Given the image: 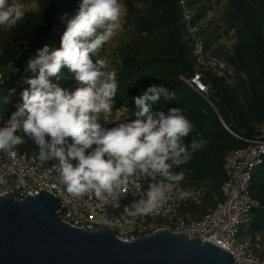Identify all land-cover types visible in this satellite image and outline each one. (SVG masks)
Instances as JSON below:
<instances>
[{"label": "trees", "instance_id": "16d2710c", "mask_svg": "<svg viewBox=\"0 0 264 264\" xmlns=\"http://www.w3.org/2000/svg\"><path fill=\"white\" fill-rule=\"evenodd\" d=\"M23 2L34 7L24 11V19L13 29L0 28L3 78L0 83H4L0 85V115L4 119L21 102L19 92L7 97V91L17 88L31 75L25 68L38 49L44 45L59 47L66 27L61 17L67 13L70 18L79 4V0ZM123 3L125 21L132 32L114 53L119 87L112 115L118 112L119 122L124 115L121 108L128 107L130 111L126 115L133 116L136 109L132 97L150 84H163L175 93L174 100H161L154 110L166 113L169 108L179 107L194 125L185 143L205 141L203 148L180 168L190 184L203 189L199 204L183 201L181 214L192 220L200 219L221 199L227 155L246 146L237 137L253 138L264 126V0H186L192 13L190 26L196 28L193 35L188 32L175 0H124ZM213 10L218 13L210 22L208 14ZM195 39L202 41L204 53L225 61L234 72L229 80L208 72L203 74L211 104L185 82L198 70L193 54ZM70 78L65 69L59 81L61 86L74 89L77 85ZM38 152L31 141L17 149V153L35 158ZM250 194L258 207L251 212L250 220L238 228L236 240L240 243L248 240L256 245L254 250L264 258V157L252 172Z\"/></svg>", "mask_w": 264, "mask_h": 264}, {"label": "clouds", "instance_id": "9594fccd", "mask_svg": "<svg viewBox=\"0 0 264 264\" xmlns=\"http://www.w3.org/2000/svg\"><path fill=\"white\" fill-rule=\"evenodd\" d=\"M23 9L18 0H0V28L16 27L25 17ZM125 12L122 0H79L74 15H62L66 27L59 47L44 45L29 59L25 71L31 75L23 79L28 87L20 92L21 102L6 121L0 115V154L15 155L31 141L39 149L36 159L51 162L49 172L62 190L74 198L93 193L114 208L121 206L130 185L141 191V182L147 181L143 195L124 206L129 216L141 217L165 204L185 179L184 171L175 169L188 163L205 141L185 143L194 125L179 107L166 113L154 110L161 100L175 99L163 84H150L132 97L133 116L122 107L123 118L109 121L118 71L99 56L121 29ZM65 69L77 85L74 89L59 82ZM17 183L27 186L23 176ZM7 184L0 175V191Z\"/></svg>", "mask_w": 264, "mask_h": 264}, {"label": "built area", "instance_id": "2783aa9c", "mask_svg": "<svg viewBox=\"0 0 264 264\" xmlns=\"http://www.w3.org/2000/svg\"><path fill=\"white\" fill-rule=\"evenodd\" d=\"M175 1L181 8L188 32L193 35L196 28L190 26L192 13L186 6V0ZM228 47L227 45V49ZM193 54L198 70L185 82L192 91L211 104L208 99V84L203 74L208 72L229 80L234 77L233 69L225 61L204 53L200 39L194 41ZM27 87L22 80L15 88V93H20ZM11 94L7 91V97ZM237 138L245 142L246 146L227 155L223 164L221 199L200 219L192 220L181 214L183 201L189 200L199 204L203 193L202 187L190 184L186 177L177 189L169 193V199L159 210L148 216L131 217L124 212V206L130 205L143 195L147 181L141 182V191L136 185H130L127 193L122 194L121 206L114 208L110 203L96 198L93 193L82 198L67 194L59 186L56 175L49 172L51 162H40L27 153L0 154V175L8 180L5 189L0 191V197L11 194L15 199L22 200L44 191L58 201L57 214L59 213L60 220L71 228L85 231L106 228L113 230L115 237L124 243L167 230L183 234L187 239H199L224 249L232 257L233 264H264V258L254 250L257 249L256 245L253 246L248 240L241 243L236 240L238 228L250 220L251 212L258 207V202L250 194V188L252 172L261 165L264 157V126L253 138ZM175 170L180 171V168ZM20 176L26 179L27 186L17 183Z\"/></svg>", "mask_w": 264, "mask_h": 264}, {"label": "water", "instance_id": "95a60500", "mask_svg": "<svg viewBox=\"0 0 264 264\" xmlns=\"http://www.w3.org/2000/svg\"><path fill=\"white\" fill-rule=\"evenodd\" d=\"M58 209L44 191L1 196L0 264H233L224 249L167 230L124 243L106 228H71Z\"/></svg>", "mask_w": 264, "mask_h": 264}, {"label": "rangeland", "instance_id": "374dc122", "mask_svg": "<svg viewBox=\"0 0 264 264\" xmlns=\"http://www.w3.org/2000/svg\"><path fill=\"white\" fill-rule=\"evenodd\" d=\"M123 1L124 0H122V2ZM18 2L23 4V6H24L23 10L24 11H27V10L34 7V5L27 4V3L23 2V0H18ZM216 13H218V11H216V10L209 12L208 18H209L210 22L215 18ZM121 23H122V27L119 30L118 34L112 40H110L104 47L105 50L103 52L102 59L109 61L110 68L111 67L115 68V62L114 61L116 60V58H115L114 53H115L116 48L121 46L122 43L128 38V35L132 32L129 24L125 21V13L123 14V18H122ZM212 23H214V22H212ZM8 72L9 71H7V73ZM118 115H119L118 113L111 115L112 117H110L109 121L111 123H117L118 122Z\"/></svg>", "mask_w": 264, "mask_h": 264}]
</instances>
